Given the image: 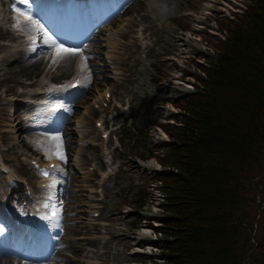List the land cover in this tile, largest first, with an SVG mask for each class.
Listing matches in <instances>:
<instances>
[{"label":"rangeland","instance_id":"rangeland-1","mask_svg":"<svg viewBox=\"0 0 264 264\" xmlns=\"http://www.w3.org/2000/svg\"><path fill=\"white\" fill-rule=\"evenodd\" d=\"M137 1L138 4H135L132 12L126 10L125 13H119L115 16V19L112 16L109 21L114 19L113 25L111 26V22L108 23L96 37L104 40V33L108 34L105 29L110 27L112 28L111 31L118 28H122L124 31L122 36L119 30L117 31L116 37L119 38V44L115 52L117 57H125V60L121 61L120 64L123 68L129 69L123 78L122 74H115L113 77L117 80L114 78L115 81L113 82L102 80L104 83H111L108 84L110 85V92H106V95L111 94V96L109 100L104 102V104L108 103L109 106L106 104L100 109V107L95 106L99 103L95 105L89 103L90 110L89 108L84 109V104L88 101L85 96L92 93L94 83L100 89L103 87V85L96 82L101 78H93L86 89L85 95L75 102L73 121L70 119L69 125H66V123V126L64 125L72 133L70 143L68 142L70 146L67 153L70 154V160L75 155L76 158L69 162L72 167L70 173L73 178L66 182L65 218L63 228L61 227L62 233L61 231L59 233V240L65 239L66 241L68 239L73 240L72 238L76 237H88L87 240L95 241V243L83 239L76 240L74 244L78 249H81V251H78L80 252L78 255H74L72 250L67 248L68 246L62 245L58 251L66 255H72L71 258L74 260L57 263L80 264L82 261L78 260L82 259L87 264L91 262H95V264H173L171 259L174 258L175 254L172 252L171 245L177 240L175 231L172 228H168L166 233L160 232L157 234V231L164 228V223H167L166 220L168 223L176 220L173 219L172 211L176 208V203L179 200L170 195L167 199L165 194L168 192L165 183H162V181L156 182L157 174L154 173L155 171L152 169L147 170L140 163L151 164L152 167H156L157 170L163 171V173H165V169L176 171L164 162L168 155L167 152L164 153V149L171 143L168 142V136L163 137L161 135L160 130H164L166 133L164 126L170 128L175 123L185 119L184 114H187L186 99L189 94L196 91L201 93L203 88L194 86L195 88L192 90L190 85L184 87L181 83L177 84L178 80L175 76L180 74L178 69L181 68L183 62L185 71L182 72L181 82L194 80L197 83L200 81V72H202V69L207 70L204 64L212 62V59L215 58V54H212V47L217 45V42L211 36H223L224 32L219 28L208 30V33H206V30L202 33L199 32L203 39L201 43L197 40L185 38L186 36L182 32V29L188 28L194 22L196 17L193 13L195 16H201L203 12H207L209 14L207 22L210 23V20H213L210 13L212 8H217L213 0ZM217 1L221 3V6L223 1L234 3L233 9H228L230 13L226 17H232L231 13L233 11L249 4V0ZM132 20L135 25L131 24ZM120 24L121 26H119ZM226 24L221 20L219 27H226ZM135 39L139 42H135ZM102 40L97 44L102 43L104 45L105 41ZM94 47L97 50V55L91 62L95 67H98L99 62H101L104 65L101 69H104L108 75H112L113 70L109 67L111 64L105 66L103 62L102 46L96 47L94 45ZM103 50H110V48L104 46ZM98 54H101V56ZM71 57L73 58L74 55H71ZM21 60L27 62L23 58ZM22 61L5 59L7 64L3 61V65L6 70L0 71V103L3 107L1 110L3 114H0V161L8 162L10 166L17 169L18 174L25 171L21 167L19 157L23 154H31V149L28 145L23 146L18 141L14 142L10 138H5V124L8 121L6 119L8 117L10 120H14L10 117V105L6 104L8 100L5 97L15 91L16 86L22 80L28 78L30 74L40 75L46 72H41L44 66L43 60L38 71L33 72L34 70L29 69L25 72L32 73L25 75L24 78L18 76L17 81L15 79H5L6 76H9L7 71L10 70L22 74L18 67L19 64L23 63ZM91 62H88V65ZM100 71L99 73H101ZM50 74L53 80H59L60 77L52 75V72ZM171 80L173 82H170ZM122 100L127 102L128 111L120 110ZM116 103H118L117 108L115 107ZM16 105L12 107V113L13 117L17 116L16 118H18L21 107L17 112ZM89 111H93L92 114H89ZM97 111H104L105 129L113 130L108 135L107 141L103 139L106 154H103L101 150L103 148L96 146L99 141L103 143V140L100 137L98 138L99 128L94 126V120L98 117ZM113 114L115 116L112 117ZM83 115V121L79 126H76V120ZM25 132L21 133L24 138L26 137ZM78 137H83L82 141L88 138L91 143L86 146L85 144L76 145L75 142L77 143ZM75 149L77 150L76 154ZM261 155H263L262 161L264 164V147L263 153L261 150ZM100 156L104 161L101 166L97 163ZM167 161H170V157ZM133 163L134 165L137 163L138 168L136 165L133 167ZM94 166H97L96 171L87 170V168ZM79 167L82 168L80 171ZM106 169L114 172V175L109 177L105 185L101 187L103 190L102 196L87 191L88 189L94 191L97 189L96 182L99 176L96 173H101ZM86 170L91 174L95 172V175H89V178H86ZM80 181H84L82 185ZM252 182H256V179ZM258 190L259 192L255 196L256 204L260 200H264V179L261 181ZM68 194H71L69 200L67 199ZM171 197L173 199H170ZM250 197L252 198V195ZM171 201L174 204H170ZM89 204H92V207L88 208L87 205ZM94 205L96 208H94ZM93 209H96L94 214L98 213V215L93 217V214H90L91 216L87 215L88 219H86L87 211L93 213ZM75 217H82L79 218L81 222H77L78 219L76 220ZM154 220L155 222H153ZM152 223L158 225L161 223L162 225L154 229L156 233L151 232L150 225ZM139 225H142V227L139 228ZM258 230L264 231L263 225L258 226ZM143 232H146V235L143 234L142 237L141 233ZM254 234L255 230L253 231ZM152 235L157 237L155 242L158 245L156 247L144 245L143 242L151 241ZM139 240L140 242H138ZM118 251L119 254H117ZM42 262L44 264L53 263L55 260L49 256Z\"/></svg>","mask_w":264,"mask_h":264},{"label":"trees","instance_id":"trees-1","mask_svg":"<svg viewBox=\"0 0 264 264\" xmlns=\"http://www.w3.org/2000/svg\"><path fill=\"white\" fill-rule=\"evenodd\" d=\"M224 22L202 92L168 132L164 162L176 171L160 178L179 201L177 221L160 231H175L173 264H264V200L255 198L264 179V0Z\"/></svg>","mask_w":264,"mask_h":264},{"label":"bare ground","instance_id":"bare-ground-1","mask_svg":"<svg viewBox=\"0 0 264 264\" xmlns=\"http://www.w3.org/2000/svg\"><path fill=\"white\" fill-rule=\"evenodd\" d=\"M137 2H138L137 0L130 1L129 4L126 6V8H127L126 10H131V12H132L133 8L135 7V4H138ZM4 6L5 7L8 6V3L3 1V0H0V31H2V32H0V36H5V34L8 31L7 27H11L12 26V24L9 25L10 17L5 15ZM103 7L105 9L107 8L106 5H103ZM114 19L111 21V26L113 25ZM133 19H135V18H133ZM121 24H123V23H121ZM121 24L119 26H121ZM131 24L135 25L133 20L131 21ZM105 30H106V32H108V34L104 33V35H103L104 40H102V41L103 42L105 41L104 46H107L108 48H110V50H106V51L104 50L105 57L103 58L104 59L103 62L105 64V66L107 64L108 65L111 64V66H109V67L113 70L112 71V73H113L112 75H108L105 72L104 69H101L102 67H104V65H102L101 62H99L98 67H95L93 65V62H91L93 60V59H91V57L93 58V56L88 57V55L87 56L82 55V57H83V61H82V59L76 58L75 54H74V57L72 58L71 55H55V53L52 52L48 56V59L46 61H44L43 70H41V72H43V71H46V72L45 73L43 72L42 76L40 77V80H37L39 75H36V74H34L32 72H25V71H28L29 69L34 70L33 72L38 71L40 69V67L42 66L43 59L46 57V54L48 52V49H47V50H43V51L37 52L36 54L30 56L29 58H31V59H27V62H23L22 64H19L18 67L21 70L22 74H19L17 71H13V70L11 71L10 70L11 72L7 71L9 76H6L5 79H15V81H17L19 79L18 76H21V77L23 76V78H24L25 75H27L29 73H32V74H30V76L28 78H26V79H28L27 80L28 82H26L25 85H24L25 87L30 89L31 86H33L34 84H36V85L37 84H42V82H43V80L45 78H47L49 80H52V78L48 77V74L51 75L50 72H52V75L58 76L60 78H63V80H65V79H68V77H71V76H73L75 74H76V76H78V73L83 74L84 70L87 69V67H88L87 70L89 71L90 76H91L88 79V81L92 82L93 78H96V79L101 78L99 81L96 80V82L99 83L100 85H103V87L100 89L94 83V85H93L94 89L92 90V93H90V95L85 96V98H88V101H87V103L84 104V109L87 110V108H89V110H90L89 103H92L91 105H95L96 103H99L98 105H95V106H98L101 109L103 106H106V104H104V102L109 100V98L106 96V92H110V90H111L109 88L110 85H108V84H111V83H107V82L104 83L102 80L103 79L104 80H110L111 82H113V81H115L114 80L115 77H113L115 74H122V78H123L126 75V72H128V69H129V68H123L121 66V64H120L121 61L125 60V57H117L116 56L117 53L115 52V49L117 48V45L119 44L118 43L119 38L116 37L117 31L119 30V33L122 36V34L124 33L123 29L122 28H118L115 31H111L112 28L110 27V28H107ZM94 45L95 44H93L92 46H94ZM126 45H129V44H126ZM4 48L5 49L0 50V54L4 58L9 57V58H12V59H10L12 61H15V60L19 61V56L22 55V52H21V49L18 48L16 43L11 42L9 44H6L4 46ZM76 55H77V53H76ZM77 57H79V56H77ZM95 57L96 56H94V58ZM97 58H99V57H97ZM110 59H112V61H110ZM87 62H91V63L89 65H87L86 64ZM1 65H2V63L0 64V70L6 69V67H3V66L1 67ZM99 71L101 73H99ZM129 72H131V70H129ZM60 78H59V80H62ZM119 87H118V89H119ZM118 95H120V94L118 93ZM8 99H10V98H8ZM14 100H15L16 103L20 102V99L17 98V97ZM123 102H124V100H122L121 104H123ZM1 105H2V103H0V114H3V112L1 111L3 109V107H1ZM115 107L116 108L118 107V103L115 104ZM71 108H73V106H71ZM109 109H110V107H109ZM125 111H128V108ZM92 112L93 111H89V114H92ZM101 112L102 111H97L96 114L98 116L102 117V113ZM113 116H115V114H113L112 117ZM126 116H127V114H126ZM10 117H12L14 120L12 121V120H10V118L7 117L6 120H8V121H6V124H5V131H6L5 138L6 139L10 138L14 142L18 141L20 144L25 145L26 144L25 139L21 135L22 130H25V128L23 127L22 124H20L21 123V119L13 117L12 107L11 106H10ZM83 119H84V115L81 118L77 119V121H78L77 124H80L83 121ZM7 128H9V129L6 130ZM65 130L66 129H62L60 131V136L61 137L67 136V137H64V142L67 143V142L70 141V139H71L70 136L72 135V133H70V131H68L66 133ZM161 132L162 131L160 130V133ZM78 141H80V139ZM80 142L85 143L83 141H80ZM75 144H76V142H75ZM13 145L15 146L16 144H13ZM69 146L70 145L67 143V145L65 147L68 148ZM74 148H75V146H74ZM76 152H77V150L75 149V153ZM101 165H102V163H101ZM135 165L138 168L139 165L137 163H135ZM135 165L133 163V167H135ZM140 165L142 167H145V168H151L152 167L151 164L140 163ZM79 169H81V167ZM23 174L24 175H29L28 172L27 173H23ZM72 178L73 177L70 175V179L69 180H71ZM83 182L84 181H80L81 185H82ZM70 196H71V194L67 195V199L68 200L71 199ZM90 205H92V204H90ZM93 211H96V210H93ZM79 218H82V217H79ZM79 218L75 217L76 220L78 219L77 222H81V221H79ZM86 219H88L87 216H86ZM2 222H3V220H2V217L0 215V223L2 224ZM143 234L146 235V232L141 233L142 237H143ZM85 238H87V237H85ZM87 241L95 243V241H91V240H87ZM61 245L68 246L67 248L69 250H72V252L74 254H76V255L80 253L78 251H81V249H78L77 246L74 244V242L70 241L69 239L66 240V241H65V239H63L62 242H61ZM0 253L2 254V256L0 258V264H15L11 260L12 259L13 260L14 259H18L17 256H21V253L18 250L12 249L10 247L9 243H6L0 249ZM117 254H119V251L117 252ZM52 256H53L54 259H59L58 262H64V261L70 260L68 255H66V254H64L62 252H59V251H56L55 253H53ZM84 257H86V256H84ZM44 258H46V256H44ZM80 261H82L80 264H87V262L84 263V260H80ZM19 262H20V260H18V263ZM29 263L32 264V263H35V262H29ZM39 263L40 262H37L36 264H39ZM45 264H48V263H45ZM50 264H62V263H57V262L51 263L50 262ZM89 264H95V262H91Z\"/></svg>","mask_w":264,"mask_h":264},{"label":"snow or ice","instance_id":"snow-or-ice-1","mask_svg":"<svg viewBox=\"0 0 264 264\" xmlns=\"http://www.w3.org/2000/svg\"><path fill=\"white\" fill-rule=\"evenodd\" d=\"M16 2L19 4L27 5L29 3V0H16ZM13 7L15 8V5H13ZM15 10L19 11L21 15H24L26 17L27 23L24 25V27L30 26L33 28H37V30L43 32L44 36L47 37V40L45 42L50 43L51 46L56 47L59 50L58 55H74L76 52L79 51V49L67 48L63 44L58 43L51 35L47 33L46 30H44L43 25H38L37 21L33 20L31 16L27 15L26 11H21L20 9H15ZM45 175H47V173H45ZM44 206L48 207L47 204H45ZM55 216H56V212L55 210H53L51 217H45V219L54 218ZM3 233H4V229L0 227V235H3Z\"/></svg>","mask_w":264,"mask_h":264}]
</instances>
